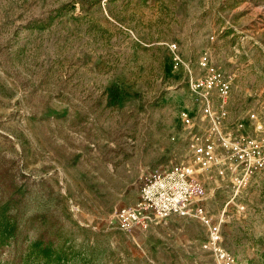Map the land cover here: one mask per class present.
<instances>
[{"label":"rangeland","instance_id":"rangeland-1","mask_svg":"<svg viewBox=\"0 0 264 264\" xmlns=\"http://www.w3.org/2000/svg\"><path fill=\"white\" fill-rule=\"evenodd\" d=\"M202 55L231 82L227 131L263 138L264 0H0V264H217L196 220H112L206 133ZM215 182L236 264H264V172Z\"/></svg>","mask_w":264,"mask_h":264},{"label":"built area","instance_id":"built-area-1","mask_svg":"<svg viewBox=\"0 0 264 264\" xmlns=\"http://www.w3.org/2000/svg\"><path fill=\"white\" fill-rule=\"evenodd\" d=\"M198 65L205 74L192 81L191 88L201 99L206 133L190 130L185 141L189 160L149 172L142 179L136 201L115 208L112 220L127 232L136 228L147 230L174 217L196 220L205 229L203 250L217 264H236L235 254L228 248L222 231L223 214L217 216L206 208L209 197L206 179L216 178L212 190L222 183L229 184L234 196L246 189L254 175L264 172V137L239 139L227 131L226 104L231 82L207 55L200 56ZM212 92L218 94L217 105L212 100ZM179 115L183 124L190 125V109H182Z\"/></svg>","mask_w":264,"mask_h":264}]
</instances>
